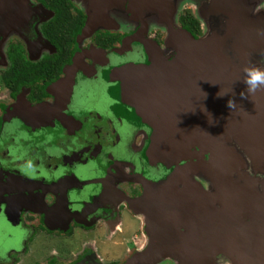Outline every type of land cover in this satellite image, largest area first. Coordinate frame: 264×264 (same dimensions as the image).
Instances as JSON below:
<instances>
[{"label":"flooded vegetation","instance_id":"flooded-vegetation-1","mask_svg":"<svg viewBox=\"0 0 264 264\" xmlns=\"http://www.w3.org/2000/svg\"><path fill=\"white\" fill-rule=\"evenodd\" d=\"M53 19L29 0L16 25L0 20V264H175V185L212 155L175 157L159 125L175 124V97L132 106L122 76L173 60L175 23L82 33L84 23L58 47L44 33ZM176 28L187 32L179 16ZM159 85L164 95L175 82ZM143 104L162 111L145 119Z\"/></svg>","mask_w":264,"mask_h":264},{"label":"water","instance_id":"water-1","mask_svg":"<svg viewBox=\"0 0 264 264\" xmlns=\"http://www.w3.org/2000/svg\"><path fill=\"white\" fill-rule=\"evenodd\" d=\"M69 1L85 15L82 33L175 23L173 60L159 58L160 67L122 72L131 84L123 93L132 106L142 108L139 99L146 96L156 103L175 97V124H159L162 135L174 137L175 157L190 154L194 147L212 155L210 165H196L175 185V256L168 257H175V264H216L219 256L231 264H264V91L247 98L240 95L245 90L242 68H264V23L255 20H264V14L249 9L256 1L245 5L244 0ZM186 3L194 5L201 23L203 34L198 39L176 28ZM204 3L208 17L200 13ZM28 5L29 0H0V20L16 25L14 16ZM172 82L175 85L169 89L175 94L161 95L166 85L159 83ZM230 99L236 103L233 110L228 107ZM143 105L145 119L162 111ZM160 141L161 137L154 150ZM201 174L208 191L189 181ZM180 228L187 233L180 234ZM157 242L153 239L150 248L156 249ZM182 249L188 255L176 253ZM156 254L149 256L154 261L165 257Z\"/></svg>","mask_w":264,"mask_h":264},{"label":"trees","instance_id":"trees-1","mask_svg":"<svg viewBox=\"0 0 264 264\" xmlns=\"http://www.w3.org/2000/svg\"><path fill=\"white\" fill-rule=\"evenodd\" d=\"M40 1L54 12V19L44 28V33L50 41L58 46L60 41L74 40V37L85 23L82 12L75 8L69 0ZM179 22L193 37L202 34L200 22L191 11L184 12L179 17Z\"/></svg>","mask_w":264,"mask_h":264},{"label":"clouds","instance_id":"clouds-1","mask_svg":"<svg viewBox=\"0 0 264 264\" xmlns=\"http://www.w3.org/2000/svg\"><path fill=\"white\" fill-rule=\"evenodd\" d=\"M264 35V33H262ZM243 80L242 83L245 85V90L241 92L242 97H249L255 95L257 92L264 91V68L255 65H245L242 68ZM219 97L227 95L217 94ZM236 103L233 100L228 101L229 109H234Z\"/></svg>","mask_w":264,"mask_h":264},{"label":"rangeland","instance_id":"rangeland-1","mask_svg":"<svg viewBox=\"0 0 264 264\" xmlns=\"http://www.w3.org/2000/svg\"><path fill=\"white\" fill-rule=\"evenodd\" d=\"M186 1H189V2H191V1H196V0H186ZM245 2H247V3H249V0H244L243 1V4L245 5ZM262 2H263V4H264V1L263 0H261L260 1V4L258 3V1L256 0V2L252 5V6H250V11H252L253 9H254V5H261L262 4ZM73 4V3H72ZM77 9H79V7H77V5H75V4H73ZM192 7V9L190 10L189 9V11H191L192 13H194L195 14V7H194V5L193 4H191V3H186L182 8H181V10L179 11V14H178V16L180 17L184 12H186L187 10H185V8L186 7ZM193 10V11H192ZM263 10V9H262ZM209 12H210V10H209V8H208V4L207 3H204V4H202L201 5V8H200V13L203 15V17H208L209 16ZM255 20L256 21H258V22H263L264 23V20H263V18L262 17H255ZM263 20V21H262ZM262 27H263V32H264V24H262ZM262 54L264 55V53L262 52ZM240 57V56H239ZM239 59H242L241 57L239 58ZM247 60V59H246ZM237 60H235V62H236ZM202 176L203 177H205L203 174H201V175H198V176H196V177H193L192 178V180H195V181H197V182H199L200 184H202L203 186H204V188L208 191L209 190V187H208V185H207V182H205L204 180H203V178H202ZM206 178V177H205ZM246 190V192H248V195H250V193H252L251 192V189H245ZM134 241H136V240H134ZM138 244V247H140V244H141V242H138L137 243ZM221 258H223V257H221V256H219L217 259H221ZM226 261H227V263L228 264H231L227 259H225ZM169 264H170V262H169Z\"/></svg>","mask_w":264,"mask_h":264}]
</instances>
